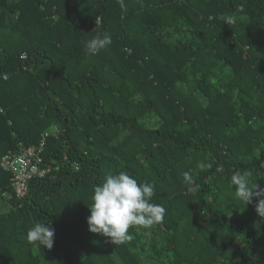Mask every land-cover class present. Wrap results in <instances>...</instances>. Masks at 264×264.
<instances>
[{
    "label": "trees",
    "instance_id": "1",
    "mask_svg": "<svg viewBox=\"0 0 264 264\" xmlns=\"http://www.w3.org/2000/svg\"><path fill=\"white\" fill-rule=\"evenodd\" d=\"M124 3L0 0V160L53 129L43 156L59 167L22 200L0 167V264H264V196L246 204L232 181L264 189V0ZM120 171L166 214L115 245L87 217ZM42 221L51 249L26 238Z\"/></svg>",
    "mask_w": 264,
    "mask_h": 264
},
{
    "label": "clouds",
    "instance_id": "2",
    "mask_svg": "<svg viewBox=\"0 0 264 264\" xmlns=\"http://www.w3.org/2000/svg\"><path fill=\"white\" fill-rule=\"evenodd\" d=\"M118 2L121 9L127 11L124 0ZM111 43L112 38L108 32L96 34L86 42V54L96 55ZM183 178L186 184L191 182L189 173H183ZM232 181L235 186V198L246 204L252 201L253 196H264V189L256 191L257 183L253 187L247 171L234 175ZM154 194V184L140 182L127 171L107 173L103 182L94 187L92 203L88 206V230L108 238V241L115 245L130 241L131 227L148 228L163 221L166 209L163 205L151 202ZM261 202H264V199H261L259 204ZM54 237L55 229L46 221L34 223L26 234L29 243L48 249L53 247Z\"/></svg>",
    "mask_w": 264,
    "mask_h": 264
},
{
    "label": "built area",
    "instance_id": "3",
    "mask_svg": "<svg viewBox=\"0 0 264 264\" xmlns=\"http://www.w3.org/2000/svg\"><path fill=\"white\" fill-rule=\"evenodd\" d=\"M55 134L56 130L46 131L38 144L28 147L22 146L18 152H9L2 156L0 167L10 174L11 193L5 192L3 194L7 199L22 200L26 198L31 181L52 177L58 171L59 167L47 165L43 156L46 139ZM74 167L79 170L78 164L74 163Z\"/></svg>",
    "mask_w": 264,
    "mask_h": 264
}]
</instances>
